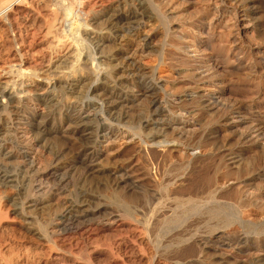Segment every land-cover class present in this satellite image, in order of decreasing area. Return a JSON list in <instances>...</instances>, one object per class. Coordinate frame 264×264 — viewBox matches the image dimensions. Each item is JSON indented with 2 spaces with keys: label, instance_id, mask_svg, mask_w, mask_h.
I'll list each match as a JSON object with an SVG mask.
<instances>
[{
  "label": "bare ground",
  "instance_id": "1",
  "mask_svg": "<svg viewBox=\"0 0 264 264\" xmlns=\"http://www.w3.org/2000/svg\"><path fill=\"white\" fill-rule=\"evenodd\" d=\"M239 1H216L187 32L201 35L227 14L231 44L241 23L264 40V19L254 21L251 1ZM174 19L164 0H0V264H169L158 258L156 230L196 217H204L207 229L195 240L200 252L216 245L221 264H264V221L250 213L264 206L260 194L232 192V183L214 181L208 192L202 185L188 194H165L153 206L156 198L128 165H107L114 142L132 137L147 155L173 147L184 158L181 172L192 175L207 156L191 136L207 121L188 103L220 107L218 131L244 109L222 102L221 86L206 91L191 84L186 97L173 91V74L163 68L167 54L183 52L188 62L202 57ZM207 33L211 42L214 33ZM152 55L157 62H146ZM207 59L193 71L195 81L214 78ZM237 118L245 124L237 128L240 142L252 141L256 158L264 157V123ZM241 156L225 163L228 173L254 167ZM3 200L19 215L15 225ZM169 202L173 214L153 227L152 215ZM113 226L119 238L102 243ZM29 235L41 242L28 241ZM225 245L246 256L223 251Z\"/></svg>",
  "mask_w": 264,
  "mask_h": 264
},
{
  "label": "rangeland",
  "instance_id": "2",
  "mask_svg": "<svg viewBox=\"0 0 264 264\" xmlns=\"http://www.w3.org/2000/svg\"><path fill=\"white\" fill-rule=\"evenodd\" d=\"M216 1L220 0H164L168 13H175L177 16V19L172 21V25L175 27L179 26L178 30L183 31L184 29L186 36H188L186 41H188L189 38L196 40L200 51L199 54L203 59L200 58L188 62V60L181 59V56H184L183 52H169V54H167L166 64L163 68L164 71H166L165 73L171 72L173 74L168 80L174 84L173 91L175 93L186 97L185 92L190 87H193L192 85H194V87L198 85L200 89H205L206 91L212 89L220 90L221 86L223 88V91H220L222 92L220 97L222 102L244 106L240 115L238 113L235 115L234 121L228 122L232 123V125H227L228 123L223 124L224 127H222V130L218 131L221 129L219 120L223 114L220 107L217 106L216 108L218 110H216V108L197 105V108L195 103H193L195 104L193 105L194 107L191 106V102L188 103L189 108H193L198 111V113H201L203 117H206L203 119L207 121L206 123L203 121L205 123L204 127H199L200 130L198 129L194 132L195 134L193 133L191 136L193 142H201V144H203L201 150L203 153H206L208 158L205 157V163H203L192 175L185 176L184 171L182 170L181 172L180 169L184 163V158L179 152L175 151V149L172 150L173 147H169V151L160 150L161 152L157 151L152 155H147L141 151L140 143L137 138L121 137L116 143L114 142V146L110 151L111 155L110 153L107 155L108 167H113L116 164H126L128 168H131L129 169L131 175L136 177L134 179L139 181V183H143V185L146 184L145 186H147V188L149 187V194L157 199L154 200L153 206H157L165 194H188L194 190L196 191L202 185L205 186L204 189L208 192V190L212 188V183L214 181L220 183L228 181L233 184L231 189L232 192H236L238 189L249 190L251 192L254 191L253 193L260 194L259 196L264 199V157L256 158L254 151L250 149L253 145L252 141L250 142L247 140L246 143L243 141L240 142L239 131H237L239 128L241 130L243 128L245 129V124H238V121L241 119L237 117H242L244 119L251 117L250 119L253 120L252 122L254 124H258L259 122L264 123V60L262 59V56H264V48H262L264 46V40L256 36L254 27L250 26L245 29L244 24L241 23L237 31L240 33L237 37V42L231 44L233 39L232 35L228 34V29L232 24L230 22V16L227 14L223 15L221 19L217 21L215 28L209 30L207 26L201 35L194 36L187 32V27H190V25H197L210 8H213ZM245 1L246 0H240L239 3ZM249 1H251L250 7L254 10L252 13L254 21L258 23L259 18L264 19V0ZM200 30L201 28L198 29V32ZM207 32L214 33L211 42L208 40ZM207 41L209 43H207ZM211 44L213 45L212 50ZM241 51L242 64L240 67L236 68L234 67L236 56ZM208 57H210L213 67H215L216 70L214 78L204 77L201 80L195 81L194 73L199 70L200 66L205 67ZM154 59L155 56L152 55L146 57L145 61L149 63L157 62ZM213 81L220 83L215 85ZM137 113L139 114L140 112ZM254 118L256 119L254 120ZM258 118L259 120H257ZM223 123L225 122L223 121ZM211 129L213 132H211ZM232 149L235 155L230 154ZM238 155H242L243 158L248 159V162L252 161L255 164L253 167L254 169L240 170L232 173L233 175L228 173L225 163L228 164L233 162V159ZM223 158H226L225 162H222ZM193 181H198V185L191 187ZM209 181L212 182L209 183ZM204 189L201 191H205ZM206 191L205 194L207 193ZM3 201V207L8 208V219L11 218V220H14V223L10 224L15 225L16 222L20 221L19 215L13 211L15 207L11 205V202L6 200ZM173 209L174 203L169 202L167 206L163 208L161 214L158 216L157 214H153L152 226L154 227L157 219H162L163 216L170 217L173 214ZM250 213L257 221H264V206L252 207ZM112 228L114 229H110L108 232L106 231L104 233L103 240L105 241L102 243H105L107 238L111 240L119 238L120 233L118 230L116 231V227L113 226ZM238 228V231L242 233L247 229L244 226H239ZM206 230L204 217L191 219L181 227L173 230H166L163 227L157 229L155 236H157V239L160 241L156 244L158 258L161 262H168L169 264H221L219 263L221 251L216 249V245H213V247L209 245L206 251L204 250L203 252H200L198 248H196L195 240L200 239ZM179 237L183 238L182 241L175 242ZM27 238H31L30 240L27 239L28 241L33 240L41 242L38 238L30 235ZM231 248L225 245L223 251L235 255L239 259H243L246 256L244 252L234 251L233 248Z\"/></svg>",
  "mask_w": 264,
  "mask_h": 264
}]
</instances>
